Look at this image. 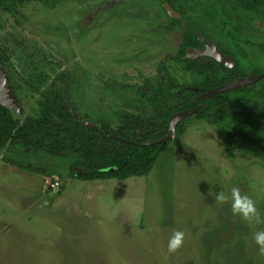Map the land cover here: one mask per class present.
I'll return each instance as SVG.
<instances>
[{"label": "rangeland", "instance_id": "obj_1", "mask_svg": "<svg viewBox=\"0 0 264 264\" xmlns=\"http://www.w3.org/2000/svg\"><path fill=\"white\" fill-rule=\"evenodd\" d=\"M232 7L247 35L254 32L264 43V15ZM165 10L156 0H66L51 8L31 2L19 17L0 10V43L12 50L21 41L29 51L52 55L63 69L76 65L84 107L117 120L116 113L132 110L129 103L138 96L113 92L104 80L139 85L165 62L180 83L199 81L173 59L182 29L166 33L159 27L169 19ZM201 22L222 35L209 19ZM249 51L264 69V50ZM5 69L13 88L19 87L24 115L34 114L39 95L10 64ZM185 125L148 175L125 180L72 177L69 160L47 153L1 152L0 264H264L253 239L264 231V158L253 147L228 157L220 128L195 119ZM5 157L42 171L17 168ZM48 179L60 186H49ZM233 188L254 201L260 223L233 215ZM220 192L227 202L215 200ZM174 231L183 232L184 241L169 253Z\"/></svg>", "mask_w": 264, "mask_h": 264}, {"label": "trees", "instance_id": "obj_2", "mask_svg": "<svg viewBox=\"0 0 264 264\" xmlns=\"http://www.w3.org/2000/svg\"><path fill=\"white\" fill-rule=\"evenodd\" d=\"M62 1L66 0H0V10L19 17L25 4L39 2L51 8ZM156 1L169 4L181 15L180 19L169 17L159 27L166 33L182 29V41L173 59L186 72L198 76L197 83H180L165 62H160L153 78L147 77L139 85L104 80V86L113 92L132 90L138 96L129 103L132 110H119L114 120L106 112L97 116L84 107L78 91L79 67L63 69L61 61L39 50L29 51L21 41H15L12 50L0 43V64H10L24 85L39 95L34 114L23 121L0 102V153H47L69 160L70 176L84 180L145 176L171 139L148 143L170 133L167 126L174 114L197 109L178 123L175 134L185 132L188 119L204 120L223 131L226 156L234 157L253 147L264 158V79L195 101L203 92L232 80L264 73L253 64L249 51L253 46L264 50V43L255 40L254 32L247 35V25L232 7L264 15V0H231L232 5L226 0ZM196 9L201 14L192 13ZM201 18L215 23L222 35L211 33ZM194 33L215 40L224 54L234 58V67L209 56L186 58L188 47H203ZM14 89L17 92L19 87L14 85ZM5 160L17 168L42 171L31 163Z\"/></svg>", "mask_w": 264, "mask_h": 264}, {"label": "water", "instance_id": "obj_3", "mask_svg": "<svg viewBox=\"0 0 264 264\" xmlns=\"http://www.w3.org/2000/svg\"><path fill=\"white\" fill-rule=\"evenodd\" d=\"M164 7L171 17L180 18V14L175 11L170 5L164 4ZM204 56L212 57L230 68L234 67L235 65V61L232 56L224 54L216 44H214L212 48L208 47L206 42L203 48H188L185 57L188 59H197ZM260 79H264V73L237 78L219 87L203 92L201 95L195 98V101L198 102L203 99H211L213 96L219 93L253 84ZM0 102L14 115L15 118H20L21 121L25 119L26 116L24 115V111L20 105L17 94L10 83L6 69L2 64H0ZM196 110L197 109L182 110L174 114L169 119V124L167 126V131H169L170 133L166 137L154 142H150L148 144L163 143L172 139L175 135L176 126L178 125V123L186 119L189 115L194 114ZM81 173L82 171L79 170V174Z\"/></svg>", "mask_w": 264, "mask_h": 264}, {"label": "clouds", "instance_id": "obj_4", "mask_svg": "<svg viewBox=\"0 0 264 264\" xmlns=\"http://www.w3.org/2000/svg\"><path fill=\"white\" fill-rule=\"evenodd\" d=\"M231 209L233 215H239L245 221L261 222V217L257 211L254 201L247 195H241L237 188L231 190ZM215 200L219 203H225L229 200L223 192L215 196ZM253 239L256 245L259 246V251L264 254V231L255 232ZM184 241V233L181 231H174L167 242V251L169 253L175 252L182 246Z\"/></svg>", "mask_w": 264, "mask_h": 264}, {"label": "flooded vegetation", "instance_id": "obj_5", "mask_svg": "<svg viewBox=\"0 0 264 264\" xmlns=\"http://www.w3.org/2000/svg\"><path fill=\"white\" fill-rule=\"evenodd\" d=\"M164 4H167V3H163L162 5H164ZM169 5V4H168ZM175 10V9H174ZM176 11V10H175ZM168 16L169 17H171L169 14H168ZM180 18H181V15H180ZM180 18H176V19H180ZM168 21H169V19H168ZM167 21V22H168ZM185 23V24H184ZM182 25H186V22L185 21H183L182 22ZM197 37H198V39L202 42V44H203V47L205 46V42H216L215 40H213V39H210V38H205L204 36H202L201 34H199V33H194ZM216 45L218 46V43L216 42ZM203 47H201V48H203ZM219 47V46H218ZM188 48H192V47H188ZM188 48H187V50H188ZM220 48V47H219ZM221 49V48H220ZM222 50V49H221ZM223 52V51H222ZM227 55V54H226ZM231 56V55H230ZM3 65V64H2ZM4 66V68H5V65H3ZM15 90V89H14ZM16 92V91H15ZM17 94V93H16Z\"/></svg>", "mask_w": 264, "mask_h": 264}, {"label": "built area", "instance_id": "obj_6", "mask_svg": "<svg viewBox=\"0 0 264 264\" xmlns=\"http://www.w3.org/2000/svg\"><path fill=\"white\" fill-rule=\"evenodd\" d=\"M47 183L49 184V186H51L53 188H58L60 186V182L59 181H53L51 179H48Z\"/></svg>", "mask_w": 264, "mask_h": 264}, {"label": "bare ground", "instance_id": "obj_7", "mask_svg": "<svg viewBox=\"0 0 264 264\" xmlns=\"http://www.w3.org/2000/svg\"><path fill=\"white\" fill-rule=\"evenodd\" d=\"M206 43H207V46L210 47V48H212V47L214 46V44L211 43V42H208V41H207Z\"/></svg>", "mask_w": 264, "mask_h": 264}]
</instances>
